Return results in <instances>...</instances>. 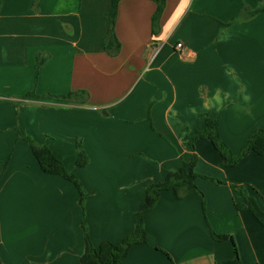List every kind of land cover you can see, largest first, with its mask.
Listing matches in <instances>:
<instances>
[{
    "label": "crops",
    "instance_id": "obj_1",
    "mask_svg": "<svg viewBox=\"0 0 264 264\" xmlns=\"http://www.w3.org/2000/svg\"><path fill=\"white\" fill-rule=\"evenodd\" d=\"M244 3L259 6L166 0L155 34L157 4L122 0L121 51L111 56L112 0H0V264H78L83 219L95 247L124 240L148 187L194 154L204 197L163 191L145 215L147 241L121 264H236L235 249L242 264H264V227L236 208L244 198L230 187L247 184L264 210V157L226 167L211 141L193 151L187 139L209 116L237 155L264 129V12L228 25ZM39 53L47 63L37 77ZM79 91L86 103L56 98ZM27 138L79 178L84 213L75 184L45 173Z\"/></svg>",
    "mask_w": 264,
    "mask_h": 264
},
{
    "label": "trees",
    "instance_id": "obj_2",
    "mask_svg": "<svg viewBox=\"0 0 264 264\" xmlns=\"http://www.w3.org/2000/svg\"><path fill=\"white\" fill-rule=\"evenodd\" d=\"M121 1L122 0H112L111 11L109 14L110 26L105 41V50L111 56H117L121 51V44L115 34L118 8ZM152 1L157 4V9L155 11V14L153 15V32L157 34L160 20L165 10L166 0ZM252 1L258 3L259 6L256 8H251L249 5L244 3V6L240 13L228 25H231L238 20L253 18L264 12V0ZM35 7H37V4ZM46 63L47 57L42 53H39L36 60L37 77ZM56 98L60 100H73L79 101L80 103H86L87 93L84 91L72 92L68 95L59 96ZM219 125L220 122L218 119H213L207 116L205 121V130H196L194 136L187 138L191 149L193 151L195 150V143L200 139L211 141L217 151L220 153L222 163L226 167L237 166L243 158L251 153H256L264 157V129L258 130L256 133L250 136L247 144L242 148L240 153L235 155L230 147L221 139ZM27 141L29 142L33 154L37 158L42 170L45 173L62 176L63 178L75 184V186L80 191V205L84 213L87 194L79 178L75 174L69 172L63 162L59 160L48 147L37 144L29 138H27ZM78 147L80 149V154L77 164L79 167H85L89 162L88 156L84 152L80 143ZM196 165L197 155L194 154L191 161L185 162L179 170L170 172L163 182L150 185L147 189L145 202L137 212V223L134 232L129 237L118 243L103 242L98 248L95 247L90 239L87 225L83 219L82 228L85 235V251L78 264H121L123 259L128 256L133 245L145 243L147 241L145 215L151 212L156 207L159 202L160 195L163 191H173L178 198L187 197L192 193H197L204 197L203 193L199 190L196 184L197 179L201 177L195 171ZM203 178L215 181L218 184H226L225 182L209 177ZM230 187L233 190L239 192L244 198V203L237 204L236 208L238 210L248 208L254 215V217L258 220V222L264 227V210L260 207L257 199L249 195L247 191V184L232 183L230 184ZM212 236L217 241H225L231 239V237L227 235H218L214 231H212ZM235 256L236 264H242L237 249H235Z\"/></svg>",
    "mask_w": 264,
    "mask_h": 264
},
{
    "label": "built area",
    "instance_id": "obj_3",
    "mask_svg": "<svg viewBox=\"0 0 264 264\" xmlns=\"http://www.w3.org/2000/svg\"><path fill=\"white\" fill-rule=\"evenodd\" d=\"M177 47H178V49H182V48L184 47V45H183V43H179V44L177 45Z\"/></svg>",
    "mask_w": 264,
    "mask_h": 264
}]
</instances>
